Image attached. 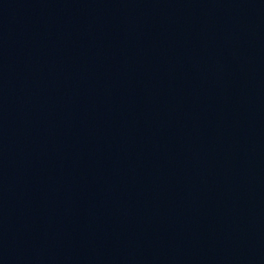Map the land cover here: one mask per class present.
<instances>
[{
	"label": "water",
	"instance_id": "95a60500",
	"mask_svg": "<svg viewBox=\"0 0 264 264\" xmlns=\"http://www.w3.org/2000/svg\"><path fill=\"white\" fill-rule=\"evenodd\" d=\"M0 264H264V0H0Z\"/></svg>",
	"mask_w": 264,
	"mask_h": 264
}]
</instances>
